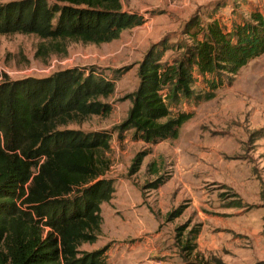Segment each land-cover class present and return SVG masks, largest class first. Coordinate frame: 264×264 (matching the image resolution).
I'll list each match as a JSON object with an SVG mask.
<instances>
[{
	"label": "trees",
	"instance_id": "16d2710c",
	"mask_svg": "<svg viewBox=\"0 0 264 264\" xmlns=\"http://www.w3.org/2000/svg\"><path fill=\"white\" fill-rule=\"evenodd\" d=\"M145 18L124 10L121 0H23L0 5V35H34L55 52L67 42L102 45L142 26ZM191 44L164 61L165 41L152 45L139 63L131 109L115 128L145 143L176 139L192 114L172 111L198 100L204 80L210 100L224 79L233 80L264 55V14L249 11L229 29L210 17L184 28ZM165 45V46H164ZM43 49L45 51L53 49ZM198 81V82H197ZM116 82L94 70L67 69L48 78L0 84V264H105V249L80 250L101 233L102 205L115 193L104 154L112 134L69 128L92 116H108ZM145 155L131 167L138 172ZM180 211L168 214V220ZM187 248H190L187 246ZM256 264H264L257 262Z\"/></svg>",
	"mask_w": 264,
	"mask_h": 264
},
{
	"label": "rangeland",
	"instance_id": "374dc122",
	"mask_svg": "<svg viewBox=\"0 0 264 264\" xmlns=\"http://www.w3.org/2000/svg\"><path fill=\"white\" fill-rule=\"evenodd\" d=\"M12 1L23 0H0V5ZM121 1L124 6H131V0ZM136 1V8L142 10L143 17H165L167 7L171 5L170 15L182 20L181 24L177 20L175 28L161 39L169 48L163 60L170 62L182 56L185 44H191L184 28L192 18L207 23L213 17L232 29L241 17H249V11L258 10L264 14V0H213L196 6L193 11L174 0ZM143 25L140 30L151 28ZM135 28L108 44L67 42L63 53L53 51L52 44L34 35H0V84L48 78L73 68L94 70L116 82L114 94L103 101L111 106L108 116H92L80 125L69 127L86 134L103 131L112 134L110 150L103 157L109 164L106 178L113 179L115 193L109 203L102 205L103 224L96 242L83 244L80 250L93 253L105 249L104 257L115 253L120 242L113 239L115 236L109 229L121 215L124 189L131 191L127 195L139 216L144 205L159 214L156 203L150 207L148 195L165 181H170L176 172L175 160L180 158L178 167L190 175L171 181L174 195L169 199L170 212L180 211L179 227L183 228V235L193 229L200 230L205 222L209 234L220 236V250L196 264L264 262V164L259 162L260 157L264 158L260 144L264 139V55L251 61L233 80L225 78L210 100L204 98L209 92L208 85L204 80L197 81L198 100H183L179 106H171L172 111L192 114L191 120L182 126L178 138L163 140L159 146L150 147L145 142H137L133 131H125L119 136L115 130L131 109L127 97L139 86V63L150 49L139 45ZM49 47L53 49L43 50ZM142 154L145 155L142 165L132 174L134 159ZM235 165L238 171L233 173ZM240 191L245 194L238 195ZM152 197L155 199L157 194ZM238 208H246L242 212L247 213L246 218L233 217V211ZM236 219L246 222L241 226L247 232H233ZM111 254L107 257H112Z\"/></svg>",
	"mask_w": 264,
	"mask_h": 264
},
{
	"label": "crops",
	"instance_id": "0c3cea01",
	"mask_svg": "<svg viewBox=\"0 0 264 264\" xmlns=\"http://www.w3.org/2000/svg\"><path fill=\"white\" fill-rule=\"evenodd\" d=\"M143 1L150 2V0ZM160 1L162 2L163 0ZM174 1L184 5L187 10L193 11L196 6L204 5L213 0ZM136 2V0H131V6L129 5V7L123 5L124 10L142 15V10L139 11L138 8H136ZM165 2H170V0H165ZM172 8L173 6L171 5L167 7L168 13L165 17L154 16L150 19H148L147 16L144 17V25H149L151 28L145 27L144 30H140L142 26L135 28L137 29L136 35L139 45L148 50L152 44L160 43L162 41L161 39H163L162 37L167 36V32L175 28V22L177 20L179 24L182 23V20L177 19L178 17L174 18L170 15V10H172ZM185 17L186 14L184 15V18ZM134 141L137 140L134 139ZM137 142H141V140ZM162 143L163 142L158 141L157 143L147 144L150 147H157ZM260 144L264 150L263 138ZM259 162L260 164H264V158L260 157ZM178 163L181 164L180 158L175 160L176 172L170 181H165L162 186L160 185L158 189L148 195L150 207L156 203L160 210H157L159 214L153 212L155 209L151 211L144 205L141 208L142 211L139 216L137 210L135 211L134 209L136 206L131 205L130 196L127 195V192L131 191L129 189H124L122 191V206H120L121 215H119L117 221H114L113 226L109 229L110 232H112V236H115L113 239L119 240L120 245L114 250V254H111L113 252L110 253L112 257H107L108 255L110 256V254L104 257L105 264H108V261L109 264H196L197 261L206 260L211 253H216L217 250H220V248L218 249L220 236L209 234L206 230L207 225L205 222H203L200 230L193 229L187 233V235H183V228L179 227L181 226L180 217H176V219L172 221H167L166 219L168 214L171 213L169 199L171 195H174L171 181L177 177L183 179L190 175L189 172L183 173L178 167ZM236 171H238V169L235 165L233 166V173ZM237 193L240 196L245 194L243 191ZM153 194H157L155 199L152 197ZM244 210H246V208H238L237 211H233V217L246 218L247 213L242 214ZM236 220L237 221L233 222V232L238 234L247 232V229L241 226V224H246V222L240 219ZM210 235L211 237H209ZM206 236L208 238H206ZM187 246L190 248H187Z\"/></svg>",
	"mask_w": 264,
	"mask_h": 264
}]
</instances>
